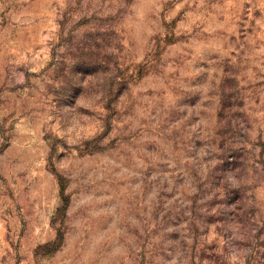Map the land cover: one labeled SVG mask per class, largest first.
<instances>
[{
	"label": "rangeland",
	"instance_id": "obj_1",
	"mask_svg": "<svg viewBox=\"0 0 264 264\" xmlns=\"http://www.w3.org/2000/svg\"><path fill=\"white\" fill-rule=\"evenodd\" d=\"M0 264H264V0H0Z\"/></svg>",
	"mask_w": 264,
	"mask_h": 264
}]
</instances>
